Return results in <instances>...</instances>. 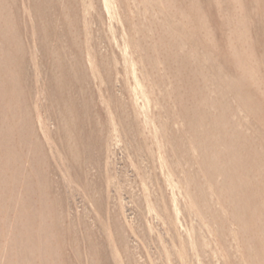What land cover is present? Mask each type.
Returning a JSON list of instances; mask_svg holds the SVG:
<instances>
[{
	"label": "rangeland",
	"instance_id": "obj_1",
	"mask_svg": "<svg viewBox=\"0 0 264 264\" xmlns=\"http://www.w3.org/2000/svg\"><path fill=\"white\" fill-rule=\"evenodd\" d=\"M0 264H264V0H0Z\"/></svg>",
	"mask_w": 264,
	"mask_h": 264
}]
</instances>
